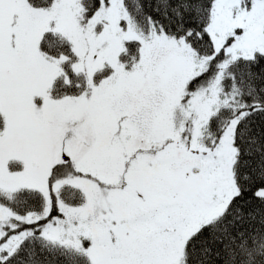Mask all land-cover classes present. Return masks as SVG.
Segmentation results:
<instances>
[{
	"label": "snow or ice",
	"instance_id": "obj_1",
	"mask_svg": "<svg viewBox=\"0 0 264 264\" xmlns=\"http://www.w3.org/2000/svg\"><path fill=\"white\" fill-rule=\"evenodd\" d=\"M0 264H264V0H0Z\"/></svg>",
	"mask_w": 264,
	"mask_h": 264
}]
</instances>
